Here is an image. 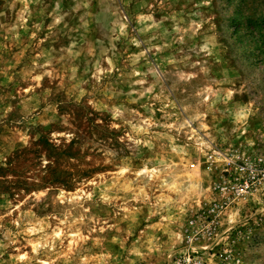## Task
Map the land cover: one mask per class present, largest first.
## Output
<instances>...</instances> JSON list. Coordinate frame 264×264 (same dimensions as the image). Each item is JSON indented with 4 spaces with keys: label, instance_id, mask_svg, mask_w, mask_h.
<instances>
[{
    "label": "rangeland",
    "instance_id": "rangeland-1",
    "mask_svg": "<svg viewBox=\"0 0 264 264\" xmlns=\"http://www.w3.org/2000/svg\"><path fill=\"white\" fill-rule=\"evenodd\" d=\"M105 16L108 21L101 22ZM201 67L205 80L195 87L203 92L204 104L198 103L199 97H189L184 105L189 108L187 113L179 104L173 108L178 96L181 101L185 98L183 89L177 92V81L184 83L181 78L185 75L189 82L196 81L195 72ZM245 72L255 74L254 89L264 83L260 79L264 73V0H165L163 4L160 0H90L86 8L82 0H0V223L4 224L0 240L5 239L9 226L15 227L13 219L29 209L41 220L49 216L41 202L53 192L61 200L67 197L70 206L79 202L88 209L83 226L78 225L69 237L74 242L78 234L89 237V225L100 229V235L115 232L104 221L116 223L109 216L115 217L116 211L124 214L122 208L113 210L122 202L116 200L112 206L94 210L83 197L110 196L111 190L101 189L113 183L117 169L107 165L101 172L82 169L73 186L76 165L71 161L83 153L106 149L125 130L131 137L127 141L131 156L143 139L133 135L131 124L139 128L144 123L149 134H167L164 143L174 157L168 163L175 170L152 200V206L164 211L149 218L151 206L141 209L140 202L133 200L137 211L130 209L118 227L127 234V226L133 224L134 236H138L150 225L159 228L164 217L171 218L170 227L183 225L182 238L169 244L160 264H194L200 258L208 264L209 257L211 264H264V198H244L232 205L231 223L214 224L215 214L202 216V205L195 213L187 203L177 206L187 198L185 194H199L210 187L209 181L215 184L216 168L222 166L223 158L209 161V155L220 150L239 157L246 151L249 131L264 133V119L259 114L242 134L231 133L232 124L229 136L223 131L226 123L218 117L225 91H231L233 99L247 102L249 93L241 91ZM176 116L197 130L202 138L198 147L207 155L194 159L185 147L184 132L163 127ZM13 134L16 139H9ZM127 175L121 174L122 185V177ZM93 177L99 188L96 184L82 187ZM77 219L74 214L66 222L71 226ZM201 219L214 224L208 237L197 231ZM162 239L167 240L168 235ZM129 259L135 260V254ZM95 264L111 262L101 258Z\"/></svg>",
    "mask_w": 264,
    "mask_h": 264
},
{
    "label": "clouds",
    "instance_id": "clouds-1",
    "mask_svg": "<svg viewBox=\"0 0 264 264\" xmlns=\"http://www.w3.org/2000/svg\"><path fill=\"white\" fill-rule=\"evenodd\" d=\"M89 2L90 0H82V6L86 8ZM164 2L165 0H160V3L163 4ZM206 2H209V0H206ZM80 6L78 5V7ZM108 19L105 16L101 22H107ZM121 29H123V24H121ZM132 42H136L134 38ZM200 50L203 51L204 49L201 48ZM192 67L195 68V65H192ZM204 71L205 69L201 67L195 72L197 79L194 82H189L187 75L181 78L184 83L181 84L177 81V92L183 89L185 98L181 101L178 96L176 103L172 105L173 108H176L177 104H179L184 109V112L187 113L189 108L184 105L189 103V97L193 99L199 97L198 103L200 105L204 104L203 92H197L195 87L197 83L204 82L205 77L201 76ZM254 75V73L250 72L244 73L245 79L241 84V91L249 93L246 103L242 102V99H233L231 91H225L224 95L220 96V100L223 101L221 105L223 111L218 112V117L226 123V127L223 130L226 136L230 135L229 127L232 124L235 127H231V133L242 134L241 130L245 129L250 121L254 125L258 114L260 118L264 119V112L261 111L264 108V83L254 89L252 83ZM260 79L264 81V73L261 74ZM225 80L231 83L230 80H227V77H225ZM223 82L221 81V83ZM245 85H247V88H245ZM230 101L231 103H229ZM8 111L12 110L9 109ZM172 115H176V113H172ZM189 119L200 118L190 116ZM126 123L130 122L126 121ZM98 124L103 125L104 122L99 121ZM114 126L119 127V125ZM147 127L144 123H141L139 128H137L136 124H131L133 135L143 136V139L139 142L138 150L131 156L128 155L129 145L127 144L131 137L125 130L123 135L115 138V141L111 140L107 144L106 149L102 148L99 152L83 153L81 158L71 161L72 164L76 165V167L72 168L74 170L71 180L73 186H75V180L80 179L82 169L90 168L94 172H101L106 165L117 169L113 176V183L101 189L102 192L111 190L110 196L98 194L95 199H91L88 196L83 197L94 210H103L106 206H112L116 200L122 202L114 205L113 210L122 208L124 214L121 211H116L115 217L109 216V219H114L116 223L109 225L107 220L104 221L105 227L115 228V232H105L100 235V229L89 225L86 228V230L90 229L89 237L78 234L74 242L69 237L78 225L83 226L84 217L89 215L88 209L84 208L83 204L79 202H74L70 206L66 202L67 197L61 200L53 192L51 198L41 202L42 206L50 213L49 216L41 220L29 209V212L22 213L19 218L13 219L15 227L9 226L4 233L5 239L0 240V264H95L101 258L110 261L111 264H160V261L164 258V253L170 250L169 244L176 243L182 238L183 225L174 224L172 227L175 230L173 231L172 227H170L172 224L171 218L164 217L160 219L159 228L156 225H150L145 227L138 236H134L135 225L133 224L127 226V234H125V229L118 227L121 221L126 218L125 214L130 209L132 212L137 211L136 207L131 204L133 200L140 202L139 207L141 209L151 206L148 208L147 213L149 218L155 217L158 213L164 211L162 207L156 208L152 206V200L156 198V191H160L165 187L164 181H168L173 174L175 165L168 163V160L174 159V157L167 150V145L164 143L167 134L165 133L163 136L160 133L149 134L147 133ZM163 127L166 129L176 127L177 133L184 132L187 136V140L184 141L185 147L188 148L194 159L207 155V152L199 148L197 144L202 138L198 135L196 129H192L191 125L187 124V121L181 123L180 117L176 116V120L172 124L165 123ZM19 138L23 139L22 136ZM178 138L180 137L178 136ZM9 139H16L15 134ZM245 141L246 151L241 152L239 157L233 156L232 159L239 158L244 160L253 174H257V170H259L258 174L261 176L259 181L253 180L249 183V179L244 177L242 184L229 187L227 186L228 182H226V186L218 192L215 190L217 185L209 181V188L202 189L199 194L193 193L192 196L185 194L187 198L183 200V203L177 202V206L183 207V204L187 203L189 209L195 213L202 205L204 209L202 216L215 214L216 220L214 224L231 223L229 213L232 212L234 203L242 202V198L256 200L264 198V133L254 135L249 131ZM253 145L256 146L253 147ZM3 147L6 151L7 146L3 145ZM157 147L160 148L159 153L156 151ZM229 147H231L230 144ZM216 155L219 154L217 153ZM249 160H251V163H248ZM134 161L137 162L135 165ZM165 165L167 166L165 167ZM153 168L157 171L153 172ZM180 171L182 172L183 170ZM124 172H127L128 175L122 177L123 185H135V188L125 187L121 184V174ZM90 174L85 172L84 175ZM105 175L109 174L105 172ZM241 175L243 176V173ZM129 177L131 178L129 179ZM177 179L179 180V177ZM87 184H96L97 188L100 187L96 177L88 180L82 187H86ZM233 188H235V192H233ZM144 189H147V192ZM95 190V188L92 189V191ZM149 193H151V196H149ZM200 196H203V201L199 199ZM157 204H159V200H157ZM33 206L35 207V205ZM37 211H40V208H37ZM74 214L78 219L70 226L66 221H72ZM0 220H3V217H0ZM49 220L52 222H48ZM197 223L200 225L197 231L203 233L205 237H208L210 231L214 229V224L207 223L204 219L199 220ZM150 227L157 228V231H149ZM0 228H4V224L0 223ZM92 232L98 233L97 236L92 237ZM157 232H160V235ZM164 234L168 235L167 240L162 239ZM130 237L134 238L130 240ZM117 244L119 248L116 247ZM95 253H100V255L98 256ZM124 253H128V255L126 256ZM133 253L136 257L135 260L129 259V256ZM117 256L122 257V259L117 260ZM207 262L211 264L210 257L207 258ZM194 264H205L204 258L197 259Z\"/></svg>",
    "mask_w": 264,
    "mask_h": 264
},
{
    "label": "built area",
    "instance_id": "built-area-1",
    "mask_svg": "<svg viewBox=\"0 0 264 264\" xmlns=\"http://www.w3.org/2000/svg\"><path fill=\"white\" fill-rule=\"evenodd\" d=\"M217 153L219 155H216ZM216 156L223 158L222 166L216 168L218 174L216 175L215 185H217V187L215 190L217 192L226 186V182H228L227 186L231 187L236 184H242L244 182V177L249 179V183L253 180L259 181L261 179V176L258 174L259 170H257V174H253L252 170L247 167L245 161L232 159L233 156H227L220 150H215L213 154L209 155V161H213ZM210 157H212V159H210ZM248 163H251V160H249ZM241 173H243V176ZM233 192H235V188H233Z\"/></svg>",
    "mask_w": 264,
    "mask_h": 264
}]
</instances>
